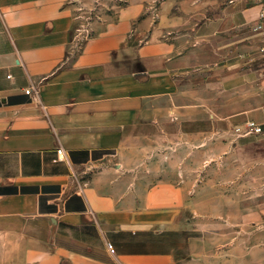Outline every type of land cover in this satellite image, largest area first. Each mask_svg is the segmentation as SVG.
<instances>
[{"label":"crops","instance_id":"0c3cea01","mask_svg":"<svg viewBox=\"0 0 264 264\" xmlns=\"http://www.w3.org/2000/svg\"><path fill=\"white\" fill-rule=\"evenodd\" d=\"M259 8L0 0V264H178L195 246L205 264L223 217L248 230L252 210L222 208L219 157L264 179V145L232 125L264 115Z\"/></svg>","mask_w":264,"mask_h":264},{"label":"rangeland","instance_id":"374dc122","mask_svg":"<svg viewBox=\"0 0 264 264\" xmlns=\"http://www.w3.org/2000/svg\"><path fill=\"white\" fill-rule=\"evenodd\" d=\"M77 28L80 29V35L77 40V46L74 48L76 51L80 50L81 44L86 39V36H89L92 32L86 24L81 22H78ZM263 38L264 36L262 39L259 38L261 44H263ZM256 41L257 40H255V44ZM242 93H245V89L242 90ZM249 93L250 89L248 94ZM252 98L255 101L254 106H256L257 100H264V88L263 94L260 87L252 89ZM259 109L260 108L255 109L254 112H252V115H249L253 116V118L250 119L262 124V133L245 136L240 134L242 132L241 126L247 120L245 119L246 115L243 114L232 122L233 132L236 135L233 141L234 144L250 142L255 146L264 145V115L258 112ZM254 117L256 118L254 119ZM257 149L260 150L261 148L259 147ZM260 151L256 154H263ZM228 156L229 155L223 154L219 157L224 162L220 167L222 174L220 191L223 193L221 200L222 208L228 214L230 208L237 205V208L239 209L238 219L240 221L245 219L244 216H241L244 214V212H241V209L248 207L253 212V225L249 226L248 230H241L240 226L234 230L233 225L231 229L229 225V216L226 215L222 219L223 224L220 231L216 234V245L207 248V254H205L204 257H200V259H204L205 264H264V226L261 222L262 208L264 207L263 175L261 171H253V178L246 180L245 169H239L238 176L230 179V168L227 161L229 159ZM258 170H260L259 167ZM234 193L237 195L235 196L236 198H234L233 195L232 197L230 196V194ZM243 223L245 222L243 221ZM193 234H197V232L191 231V235ZM194 249L195 255L190 256L187 261H180L178 264H198L197 261L199 260L198 256H196V252L199 251V248L198 246H195Z\"/></svg>","mask_w":264,"mask_h":264},{"label":"built area","instance_id":"2783aa9c","mask_svg":"<svg viewBox=\"0 0 264 264\" xmlns=\"http://www.w3.org/2000/svg\"><path fill=\"white\" fill-rule=\"evenodd\" d=\"M162 0H154L153 3L157 4L160 3ZM237 2H245V3H251V4H256L259 5V12H258V17L256 24L253 26V30L258 33H262L264 35V0H226L227 4H234ZM261 52L264 55V42L263 45L261 46ZM31 89L26 88L24 89V93L30 94ZM240 129V128H239ZM238 130V129H237ZM242 132L240 134L242 135H258L262 133V124L258 123L255 120L248 119L246 120L242 126H241ZM57 153V160H61L62 155H63V150L61 148H58L56 150ZM107 248L109 251H113L112 245L110 243H107Z\"/></svg>","mask_w":264,"mask_h":264}]
</instances>
